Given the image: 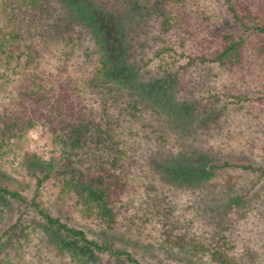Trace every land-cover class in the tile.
I'll use <instances>...</instances> for the list:
<instances>
[{"label": "rangeland", "instance_id": "374dc122", "mask_svg": "<svg viewBox=\"0 0 264 264\" xmlns=\"http://www.w3.org/2000/svg\"><path fill=\"white\" fill-rule=\"evenodd\" d=\"M36 1L0 0V25L21 37L19 68L0 64V184L141 264H216L210 246L220 247L228 264H264V174L225 166L264 169V34L253 20H244L246 28L236 24L228 8L241 15L238 1L245 0ZM249 1L264 19L262 0ZM40 5L50 7L43 22ZM55 9L70 22L68 31ZM228 31L247 39L239 67L188 65L189 58L215 54ZM126 54L139 75L126 78L125 88L113 84L106 96L94 82L103 75L100 63ZM138 86H155L156 102L131 118L126 105ZM81 119L114 130L125 153L127 186L115 203L113 229L82 210L63 183L76 159L60 138ZM28 167L37 176L50 169L48 180L37 188ZM42 225L32 208L0 196V264H82L44 244ZM167 230L205 252L186 255L165 244ZM81 254L85 264H130L90 249Z\"/></svg>", "mask_w": 264, "mask_h": 264}, {"label": "trees", "instance_id": "16d2710c", "mask_svg": "<svg viewBox=\"0 0 264 264\" xmlns=\"http://www.w3.org/2000/svg\"><path fill=\"white\" fill-rule=\"evenodd\" d=\"M15 1L19 3L29 1L31 6H35L37 3L36 0H14V2ZM144 1L149 2L151 0ZM156 1H160L167 5L171 3L178 4L186 0ZM227 2L230 3V0H227ZM238 3L241 7V15L237 13L233 5L228 4L234 22L246 28L244 20H253L255 21V29L258 30L260 34H264V19L253 13V3L249 0L238 1ZM257 6H259L258 10L260 12L263 11L264 1L257 2ZM66 9L68 15L71 16L69 2H67ZM49 10V6L40 5L39 17L41 22L44 21V16L49 14ZM56 10L57 9H55V11ZM56 14L58 16V21L63 22L64 30L68 31L71 28L70 22L62 20V18L59 17V12L56 11ZM169 15V11L161 15L163 23L165 24L164 30H168L167 26H169L171 20ZM49 16H51V13ZM77 34L80 35L78 32ZM18 38H21L18 31L15 29L10 30L0 25V64H3V66L11 72L19 68L18 61L20 60V52H16L19 48L17 43ZM67 38L71 41L70 35H68ZM263 39V37L260 38V40ZM246 40L247 39L242 35H238L237 37L233 31L222 32L219 35V49L215 54L211 56L200 55L189 58L188 65L199 62L201 64H216L222 68L239 67L242 60V48L246 44ZM26 56L28 59L30 55ZM129 58L130 57H127L126 54L119 57L116 62L102 59L100 70L103 75L101 79H94V82H96V85L98 84V87L104 89L105 93H107L106 96L114 91L113 84H121L125 88L124 84L127 82L126 78H129L131 75H139V71L135 69L134 64L128 60ZM155 85L158 86L159 91H162V84L159 81H157ZM143 87L144 86H138V96L136 98H130V101L127 102L126 106L131 118H137L136 116L142 111V106L145 105L144 107H150L156 102L155 99H153L155 93L153 88H155V86ZM128 96H131V94H128ZM113 100L116 101L115 98ZM65 128L66 135H63L60 140L63 146L72 152L71 155H74V159L76 160L70 163L69 168L64 171L66 176L63 183L67 188L77 194L82 210L93 212L106 228L113 229L116 225L115 220L120 214L115 203L118 202V198L123 194L127 186V170L124 167L126 165L125 153L121 148L120 142L116 138L117 135H115L114 130L109 127L106 128L99 121L94 120H87L84 122V119H81L78 123L67 124ZM88 159L91 161H88ZM225 166H240V168L244 170L256 171L264 174L263 168L250 165L225 163ZM217 168L218 166L214 165L211 166L210 170L212 171ZM28 170L36 177L37 188L41 187L49 178L50 169L46 171L42 170L41 176H37L34 167H28ZM173 170H176V168ZM0 196L3 198L8 197L32 208L43 222V225L40 227V235L42 236L41 240H43L44 244H52L60 251H68L73 256L72 261L85 264L81 253L90 249L97 254L105 253L110 257H122L130 264H141L126 250L116 249L110 242L101 243L89 239L82 229L70 227L66 223L61 222L58 218L53 217L50 211L44 207L41 202L37 201L35 197L27 200L26 197L20 195L17 191H12L8 189L7 186H2L1 184ZM164 236L165 244L178 247V249L186 255L198 256L205 248V245L197 243L194 239H190V241L187 242L183 234L176 235L171 230H167ZM207 250L210 252L212 260L215 261L216 264H228V258L226 256L223 257L220 247L210 246Z\"/></svg>", "mask_w": 264, "mask_h": 264}]
</instances>
